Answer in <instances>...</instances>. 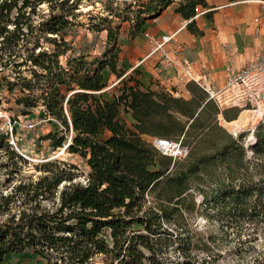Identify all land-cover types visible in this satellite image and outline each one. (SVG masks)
I'll return each mask as SVG.
<instances>
[{"label":"trees","instance_id":"trees-1","mask_svg":"<svg viewBox=\"0 0 264 264\" xmlns=\"http://www.w3.org/2000/svg\"><path fill=\"white\" fill-rule=\"evenodd\" d=\"M172 1L129 0L118 9L137 7L125 18L134 36L146 18L159 16ZM47 2L49 13L34 24L20 20L28 19L29 0H0V89L12 94L22 116L41 102L62 126L60 134L49 132L41 139L57 148L70 134L66 150L85 161L86 182L72 181L74 165L65 171L50 163L35 180L0 192V213L9 212L16 194L29 201H57L53 210L34 205L30 212L0 220V264L24 254L62 264H93L95 255L103 256L104 264H217L214 238L190 227L188 218L198 214L230 229L243 220H264V115L254 126L248 154L244 132L233 135L219 120H235L246 106L221 108L192 81L182 96L173 88L144 84L138 70L125 75L117 64V29L110 24L99 55L88 60L79 53L62 63L60 56L74 50L64 29L76 24L77 0ZM199 6L205 1L185 0L175 8L190 19L187 28L195 34L201 31L191 18ZM40 42L55 48L44 49ZM105 71L117 79L109 100L101 95ZM155 139L179 143L185 154L164 155L153 145ZM25 162L8 143V134L0 132V173L11 180Z\"/></svg>","mask_w":264,"mask_h":264},{"label":"rangeland","instance_id":"rangeland-1","mask_svg":"<svg viewBox=\"0 0 264 264\" xmlns=\"http://www.w3.org/2000/svg\"><path fill=\"white\" fill-rule=\"evenodd\" d=\"M29 1L32 3V6L25 10V15H28V19L21 18L20 20H29L36 24L37 21L49 13L50 2H47V0H42L40 3L37 0ZM72 1L76 0H68V3ZM125 1L129 0H77L76 8L74 9L76 16L73 18L76 24L64 29L66 33L65 39L74 47V50H68L65 55L60 56L61 62L65 63L67 57L79 53L87 54L88 60H92L94 56L99 55L106 40L105 28L108 26L107 24L117 29V43L120 46L124 45L128 37L131 36L132 24L128 20H125V18L134 15V11L137 10L136 6H133L129 11L118 9L124 6ZM51 3H54V1ZM16 12L17 8L11 12V19L16 15ZM101 17H106L110 22H103ZM68 19L71 18L68 17ZM92 24H98L103 30L97 31L95 26H91ZM7 27L11 29L13 25L8 24ZM40 44L44 49L55 48L49 43L40 42ZM31 46L32 44L29 47ZM20 52L23 56L25 55L24 48H21ZM104 73L107 86L101 91V95L103 98L109 100L115 92L114 86L117 83V79L113 74H108L106 71ZM23 74L29 75L27 71H23ZM219 105L221 108H225L233 104L221 98ZM239 106H246L245 109H249L250 111H240L236 118L237 122L225 128L233 135L244 132V146L248 154H250L247 142L252 141V127L263 118L264 98L262 96L260 101L253 104L240 101ZM260 108H263L262 114L259 112ZM16 113L17 107L12 94L4 89H0V132L8 134V143L26 160L21 165L19 172L14 174L11 180L8 179L9 176L6 175L5 171L0 173V192L2 194L9 193L12 187L20 181L35 180L44 173L42 166L44 164L51 165L50 163H52V166L55 163L58 164L59 170L63 169L65 171L69 170L68 166L74 165L76 169H71L74 176L72 181L83 183L88 168L82 158L66 150L67 141L62 147L55 148L49 145L48 140L41 139L49 132H58L59 134L62 132L61 124L47 114L41 102L38 103L37 107L32 109L30 114L22 116ZM13 118L17 120L16 124L13 122ZM124 118L130 124L131 118L128 115H124ZM219 120L223 125L222 120L220 118ZM13 125H16V129H12ZM66 135L68 140L70 134L67 133ZM147 140L150 141L151 139L147 138ZM1 160L2 162H7L5 157H2ZM4 166L6 167V165ZM65 184H67L66 181L62 182L59 188L61 189ZM198 197L199 195L196 194V198ZM56 202L44 199L29 201L25 195L16 194L9 212L0 213V220H4L12 215L18 216L23 211L26 213L30 212L34 205L40 209L53 210ZM188 221L189 226L201 235H211L214 238L215 243H213L212 252L213 254L220 255L217 264H264V220H259L256 224L249 220H243L240 223L241 225L232 227L231 229L221 226V224L214 220H206L198 214H194L188 218ZM31 255H25L22 260L10 259L6 261V264H17L18 262L24 264H62L57 258L51 259L48 262L46 258L37 254H35L34 259H31ZM92 262L93 264H104L103 256L95 255Z\"/></svg>","mask_w":264,"mask_h":264},{"label":"crops","instance_id":"crops-1","mask_svg":"<svg viewBox=\"0 0 264 264\" xmlns=\"http://www.w3.org/2000/svg\"><path fill=\"white\" fill-rule=\"evenodd\" d=\"M204 1L206 6H199L191 18L201 34L191 33L187 28L190 19H183L175 11L185 0H173L159 13L158 20L146 18L124 45L117 43L120 49L117 64L125 75L138 70V78L144 84L173 88L176 95L187 96L188 80L182 70L162 69L158 54L152 51L150 38L173 32L176 33L169 47L181 50L196 78H205L214 89L223 88L228 71L236 72L249 64L264 67V0ZM25 255L28 254L10 259L22 260Z\"/></svg>","mask_w":264,"mask_h":264},{"label":"built area","instance_id":"built-area-1","mask_svg":"<svg viewBox=\"0 0 264 264\" xmlns=\"http://www.w3.org/2000/svg\"><path fill=\"white\" fill-rule=\"evenodd\" d=\"M158 17H154L153 20H158ZM175 33L164 34L159 38H150L153 42L152 51L158 54L162 69L179 67L188 81L200 85L218 104H220L221 98L237 106L240 101L253 104L261 100L264 93V67L262 65L249 64L236 72L228 71L223 88L221 90L214 89L205 78H196L191 64L185 60L181 50L169 47ZM179 54L180 57H177ZM69 140L70 137L67 144ZM153 145L164 155L177 157L185 154V151L178 155L171 154L175 147H179V143L176 142L155 139ZM85 182L84 180L83 183Z\"/></svg>","mask_w":264,"mask_h":264},{"label":"bare ground","instance_id":"bare-ground-1","mask_svg":"<svg viewBox=\"0 0 264 264\" xmlns=\"http://www.w3.org/2000/svg\"><path fill=\"white\" fill-rule=\"evenodd\" d=\"M263 108L261 109H259V112L262 114L263 113ZM246 111H250L249 109H243V110H241V112H246ZM253 112V111H252ZM219 118L222 120V122H223V125H224V127H229V126H232V125H234L236 122H237V120L235 119V120H232V121H229V122H227V121H225L221 116H219ZM253 128V127H252ZM249 131V130H248ZM249 139H250V137H249ZM247 144H250V142H247ZM184 152V149H182L181 147H175V149L174 150H172V155H178V154H182Z\"/></svg>","mask_w":264,"mask_h":264},{"label":"water","instance_id":"water-1","mask_svg":"<svg viewBox=\"0 0 264 264\" xmlns=\"http://www.w3.org/2000/svg\"><path fill=\"white\" fill-rule=\"evenodd\" d=\"M253 129H254V127L251 129V139H252V141L250 140V141H248V142H250V144H252L253 145V143H254V138H253V135H252V131H253ZM248 145V144H247Z\"/></svg>","mask_w":264,"mask_h":264}]
</instances>
